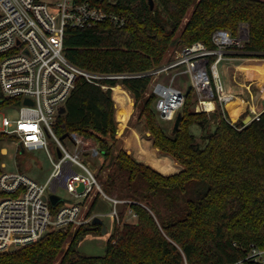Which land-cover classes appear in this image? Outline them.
I'll return each mask as SVG.
<instances>
[{"label":"trees","instance_id":"16d2710c","mask_svg":"<svg viewBox=\"0 0 264 264\" xmlns=\"http://www.w3.org/2000/svg\"><path fill=\"white\" fill-rule=\"evenodd\" d=\"M77 1L122 14L126 21L68 27L64 40L68 59L87 70L127 76L102 80L110 86L107 89L79 79L65 112L57 117L55 131L60 137L78 132L100 147L104 162L97 177L103 190L130 199L120 209L122 221L129 208L138 218L115 224L104 254L79 251L83 235L92 229L103 233L102 224L75 230L69 226L51 230L16 251L0 252V264H55L60 255L59 264H264L248 258L252 244L264 249V111L248 124L243 120L249 111L233 122L218 100L215 111H196L191 106L196 105L197 94L190 85L179 127L166 132L152 107L156 95L147 94L154 76L141 75L162 65L171 49L195 41L215 48L216 31L236 36L242 23L248 24L249 39L243 46L234 45L239 50L234 54L264 58V0H155L153 9L149 0ZM191 7L190 18L177 35ZM216 57L211 55L210 62ZM119 83L135 97L153 145L172 155L182 170L162 173L118 146L112 87ZM11 100L0 92V109ZM193 125L204 130L203 144L197 142ZM7 137L0 133V150ZM1 159L0 152V173ZM107 163L110 170L104 175Z\"/></svg>","mask_w":264,"mask_h":264},{"label":"built area","instance_id":"2783aa9c","mask_svg":"<svg viewBox=\"0 0 264 264\" xmlns=\"http://www.w3.org/2000/svg\"><path fill=\"white\" fill-rule=\"evenodd\" d=\"M104 21L123 25L126 16L89 1L0 0V92L12 99L0 109V133L13 138L17 148L24 150L48 149V137H52L57 142V153L61 151L51 176L43 183L20 170L5 171L2 161L0 252L9 251L11 246L20 248L34 243L51 230L92 225L99 214L85 213L82 203L98 193L111 204L108 215L115 221L120 219L118 205L129 201L110 197L103 190L89 160L99 158L101 150L91 138L70 132L68 148L55 131L60 109L79 79L85 78L107 89L110 86L102 80L127 76L84 69L71 62L65 53L68 27L86 28ZM242 39L229 31L218 30L213 34L215 48L203 41H195L169 50L174 56L171 61L141 74L155 77L152 91L157 95L156 110L165 113L169 119H176L183 107L186 92L156 81L161 74L182 65L186 67L180 73H190L191 86L197 94L196 111H215L217 100L226 109L228 101L236 99V94L225 87L218 64L226 58L230 47L241 46ZM247 39L248 35L244 40ZM211 55L217 56L213 63L210 62ZM210 102H213L212 107ZM10 107L19 108L16 118L5 113ZM248 111L252 119H259L264 111V101L260 110L249 104L245 112ZM60 186L71 198L53 205L50 194L53 189L58 194ZM94 189L97 192H93ZM127 217L131 218L129 222H135L138 214L129 208ZM249 257L264 262V249L252 244Z\"/></svg>","mask_w":264,"mask_h":264},{"label":"rangeland","instance_id":"374dc122","mask_svg":"<svg viewBox=\"0 0 264 264\" xmlns=\"http://www.w3.org/2000/svg\"><path fill=\"white\" fill-rule=\"evenodd\" d=\"M45 1H47V2H49V1L58 2L61 0H45ZM153 4L155 6V0H153ZM192 10H193V7H191L188 10L185 18L182 21V25H181L179 31L177 32V35L180 33V30L183 28L185 23L190 18ZM247 35H248V39H249L248 24L242 23L241 26L239 27L238 33L236 35L238 38H240V37H241V39L243 38L240 42L241 46H243L244 43L248 40V39L244 40V38L247 37ZM238 51L239 50H237L236 47L235 48L230 47L228 49V54L226 55V58L218 64V69H219L220 74L222 76L223 82L225 84V87L230 92H232L234 94L241 93L242 96L246 100H251V102L253 103L254 106L256 103L257 108L261 109L263 106V101H264V90H263V88H261L260 82L254 80V82H252L251 85H248L251 88V92L249 91V89H246V91H245L243 87L241 88L239 86V83L249 84L250 78L246 75L245 72L238 69V65L245 63V62L248 63V61H250V60L251 61H255V60H257V61L263 60L264 61V58H242V57H238L234 54V53H237ZM173 58H174V56L168 52L166 60L163 62V64H167ZM236 65H237V67H236ZM185 67H186L185 65H182V66L176 67L174 69H171L167 73H163L159 77H157L156 81H163L164 83H166L168 85L171 84L172 86L181 89L183 92H186L187 88L190 85H192V81H191V76H190L189 72L180 73V71L184 70ZM224 68L228 72V80H227V76H226V72H225ZM173 77H174V80L172 81ZM154 80H155V77H153L151 79L150 85H149L148 90H147V94L153 93L152 84H153ZM227 81H228V83H227ZM252 92L254 94L253 100H252V96H251ZM130 95L132 97V111H131V117L129 116L130 119L128 118L129 121L127 120L128 122H127V124H125V126L121 127V125H119V120L117 119V114L115 113L116 121H117V137L119 138L118 146L124 147L125 142L123 139L126 135H129L131 132L130 128L127 127L129 125L130 127L131 126L135 127L139 131V133L141 134V137L145 138L144 140H142V146L146 147L147 145L145 146L144 143L147 144V140L148 139L150 140V138H152L151 132H150V130H148L146 118L140 116V110L135 105V97L133 96V94L131 92H130ZM112 96H113V89H112ZM156 98H157V95H156ZM193 99L197 100V96L195 95V93L193 95ZM154 105L155 104H153L152 107ZM154 108H155V106H154ZM191 108L196 110V105L191 106ZM182 109H183V107L180 109L179 112L182 113ZM5 111H6L5 113L8 114L9 116L16 118L18 116L19 108L18 107H10L9 109H6ZM115 112H117V109ZM155 114H156V118H157L160 126L162 128H164V130L166 132H171L174 128L175 119H169L167 117H163L157 110L155 111ZM248 115H250V112ZM240 116L235 117V118L231 117V120L233 122H236L237 120H239ZM212 121H213L212 123L214 124V121H216V119H212ZM192 131L196 134L197 142H199L200 144H203L204 143L203 135L205 133L204 130L201 129L197 125H193ZM60 138L63 141V143L68 148H70L71 140H70L69 136L67 135L64 138H62V137H60ZM132 141H133V138L131 136L127 137L126 143L128 145H132V143H133ZM56 143L57 142L52 137H48V149L42 148V149H35V150H24L23 152H21L20 149L17 148V145L14 143V139L7 137V139L3 142V147L0 150L1 158H2L1 160L4 162V170L8 171V172H14V171L20 170V171L25 172L27 175H29L34 180H36L40 183L46 182L54 170V167H55L54 162H57L59 160V156H58L57 149H56V146H57ZM147 147L151 148L152 144L147 146ZM131 148L133 150V147H131ZM134 150L136 153H134L133 155L138 160H143V159L139 158L138 155H136L138 152V149L135 148ZM157 152L159 155L161 154V151H157ZM164 154H166V153H164ZM89 160H90V163H91L90 165H91L92 169L96 173L98 171H100L101 166L104 162L103 158H101V157L89 158ZM172 160H173V162H175V159L172 158ZM75 168L79 171H82V169L78 165H75ZM102 170H103L102 172L104 175H106L109 172L110 168L108 167V163L105 164V166ZM176 172H179L178 169L173 171V173H176ZM166 174H172V172L166 173ZM101 185H102V183H101ZM93 192H97V191L94 189ZM58 195H60L63 198H66V199L71 198L69 192L63 186H60L58 188ZM97 195H98V197H97ZM97 195H93L91 197H88L82 203L84 206V212L89 214L91 204H92L93 200L97 197L95 208L92 210L91 214L92 213H98L99 214V216L103 219L104 223L106 224V226L108 228V233L105 234V233H102L101 231L92 229V230L87 231L83 235L81 242L79 244V251L81 253L87 254V255L104 254L106 244H107V240H108L109 236L113 233L115 224H122L125 221L129 222L130 221L129 219H131L130 217H125L123 221L121 219H117L115 222V220H113L108 215V213L111 212V210H112V206L109 203V201H107L105 199V197L102 196L100 193H98ZM108 196L113 197V198H119L121 200L127 199L126 197H119L118 194H113V195H108ZM123 204L124 203L119 204L118 208L122 209ZM75 228H77V227H75ZM75 228H72V229L75 230ZM70 241H71V238H69L67 240V242L65 244V248H67L69 246ZM61 256L62 255H60V257L55 262V264H59ZM241 264H245V263H241Z\"/></svg>","mask_w":264,"mask_h":264},{"label":"bare ground","instance_id":"6f19581e","mask_svg":"<svg viewBox=\"0 0 264 264\" xmlns=\"http://www.w3.org/2000/svg\"><path fill=\"white\" fill-rule=\"evenodd\" d=\"M248 66H250L252 70L251 76L263 77L262 86L264 88V61L250 60L248 61V63H245V65H243L244 68H248ZM113 98L116 100V103L118 105L117 112L115 113L117 114L119 125L123 127L127 123L129 116L131 115L132 97L130 95V92L122 84H117L113 86ZM245 105L246 103L243 98L237 96L235 100L228 101L226 106L228 107L230 114L235 118L244 109ZM209 106L212 107L213 102H210ZM135 136L138 141V135L136 134L133 137ZM137 154L141 158H145L152 166L165 174L171 172L173 173V171H175L179 167V164L173 162L171 157H169L168 155L160 156L157 154L156 150L152 148H147L141 145L138 149Z\"/></svg>","mask_w":264,"mask_h":264},{"label":"crops","instance_id":"0c3cea01","mask_svg":"<svg viewBox=\"0 0 264 264\" xmlns=\"http://www.w3.org/2000/svg\"><path fill=\"white\" fill-rule=\"evenodd\" d=\"M245 63H247V62H245ZM245 63H242V64H240V65H238V69H240V70H243V72H245L246 73V75L250 78L249 80H250V82H249V84H247V83H239V86L242 88H244V90L246 91V89H249V91L251 92V88L248 86V85H251V83L252 82H254V80L255 81H259L260 82V86H261V88H263V86H262V82H263V77H253V76H251V74H252V70H251V67L250 66H248V68H244L243 67V65H245ZM236 67H237V65H236ZM241 67V68H240ZM225 69V68H224ZM225 72H226V76H227V80H228V72L226 71V69H225ZM227 83H228V81H227ZM244 85V86H243ZM230 86V85H229ZM232 86V85H231ZM247 87V88H246ZM112 89H113V87H112ZM263 90H264V88H263ZM241 97V98H243V100L245 101V103H246V105L244 106V109L240 112V114H238V116L237 117H239L241 114H243L245 111H247V109L249 108V104H251V105H253V103L251 102V100H246L243 96H242V94L241 93H237L236 94V97ZM251 96H252V100H253V96H254V94H253V92H252V94H251ZM115 100V99H114ZM235 100V99H234ZM115 105H116V109H118V105H117V103H116V100H115ZM254 106V105H253ZM256 109H258L257 108V104L255 103V106H254ZM226 109H227V111H228V113H229V115L231 116V114H230V111H229V109H228V107L226 106ZM258 110H260V109H258ZM130 117H131V115H130ZM130 117H129V119H130ZM231 117H233V116H231ZM129 119H128V121H129ZM127 121V122H128ZM127 124V123H126ZM128 128H130V130H131V132H130V134L129 135H126L125 137H124V142H125V145H124V147H125V149H127L128 151H130L132 154H134V153H136L135 152V148L136 149H139V147L142 145V140H144L145 138H142L141 137V134L139 133V131L135 128V127H133L132 128V126L130 127L129 125L127 126ZM122 131V130H121ZM138 135V141H137V138H136V136L135 137H133L134 135ZM132 137L133 138V143H132V145H128L127 143H126V139H127V137ZM136 139V140H135ZM149 143V144H148ZM152 144V149H155L156 150V152L157 151H161L158 147H155L154 145H153V142H152V138H150V140L148 139L147 140V144H145L144 143V145L146 146H149V145H151ZM140 145V146H139ZM146 146V147H147ZM131 147H133V150H132V148ZM147 148H149V147H147ZM134 151V152H133ZM157 154H158V152H157ZM136 155H138V154H136ZM159 155V154H158ZM163 155H168L169 157H172L173 159H175L172 155H170V154H164V152L162 153V151H161V154H160V156H163ZM139 156V155H138ZM140 157V156H139ZM141 158V157H140ZM141 159H143V160H141V161H143V162H145V163H148V161L145 159V158H141ZM145 160V161H144ZM175 163H177V164H179L177 161H176V159H175ZM148 164H150V163H148ZM151 165V164H150ZM154 167V166H153ZM155 168V167H154ZM184 168V166L182 165V164H179V167L177 168V169H180V170H182ZM157 169V168H156ZM180 170H178V171H180ZM160 171V170H159ZM163 173V172H162ZM137 221V220H136ZM135 221V222H136ZM238 264H241V263H238Z\"/></svg>","mask_w":264,"mask_h":264},{"label":"water","instance_id":"95a60500","mask_svg":"<svg viewBox=\"0 0 264 264\" xmlns=\"http://www.w3.org/2000/svg\"><path fill=\"white\" fill-rule=\"evenodd\" d=\"M150 2V6L153 9L154 8V4H153V0H149ZM191 88V86L189 87V89ZM27 102L29 101L28 99L26 100ZM66 107L62 106L60 109V112L63 113L65 112ZM163 117H166L165 113L161 114ZM181 117H182V113L178 112L176 115V119H175V124H174V130H176L179 127L180 121H181ZM252 119V115H248L243 121L245 124H248L249 122H251ZM67 134H64L62 136V138L66 137ZM24 149H21V152H23ZM129 153H131L130 151H128ZM58 155L61 156V151L58 150ZM50 200L52 202L53 205H55L58 201L60 200H67L66 198L61 197L60 195H58L57 193H55V189H53V192L50 194ZM93 224H102L103 225V233L107 234L108 233V228L106 226V224L104 223L103 219L100 216H96L93 220ZM17 248L15 246H11L9 251L13 252L16 251Z\"/></svg>","mask_w":264,"mask_h":264}]
</instances>
